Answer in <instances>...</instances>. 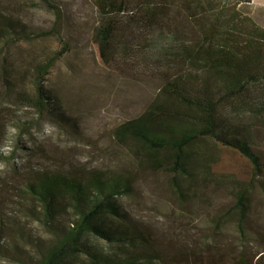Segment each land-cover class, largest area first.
Here are the masks:
<instances>
[{"label": "rangeland", "instance_id": "obj_1", "mask_svg": "<svg viewBox=\"0 0 264 264\" xmlns=\"http://www.w3.org/2000/svg\"><path fill=\"white\" fill-rule=\"evenodd\" d=\"M52 1L62 12L59 22L41 0H0V19L17 20L19 27L9 41L0 40V264L37 263V248L20 244V233L43 246L50 240L27 216L30 204L22 192L33 175L44 173L86 183L96 176L129 179V193L119 204L146 236L154 264H264V113L255 116L242 107L241 119H235L250 125L260 172L255 175L237 150L207 140L203 148L218 181L192 185L179 199L170 174L151 168L135 146L120 145L114 136L120 124L147 110L164 77L102 62L92 40L99 19L92 0ZM238 10L264 29L259 12L247 5ZM55 27L56 34L45 35ZM64 48L46 77L51 105L40 112L27 101L30 72ZM245 95L264 102V81ZM226 178L249 188L248 211L239 227L231 215L233 186ZM71 215L67 211L58 225L68 228L75 220Z\"/></svg>", "mask_w": 264, "mask_h": 264}, {"label": "trees", "instance_id": "obj_2", "mask_svg": "<svg viewBox=\"0 0 264 264\" xmlns=\"http://www.w3.org/2000/svg\"><path fill=\"white\" fill-rule=\"evenodd\" d=\"M92 1L99 14L92 40L102 62H122L165 79L147 110L115 129L117 143L132 144L151 168L170 174L179 199L192 185L218 181L203 148L207 140L237 150L257 175L260 160L251 151L250 125L235 122L242 107L255 116L264 113V102L245 95L264 81V29L238 10L252 0ZM41 2L59 22L60 8L52 0ZM0 24L1 41H9L19 28L17 20L0 19ZM64 49L35 63L30 72L31 94L26 97L40 112L51 105L46 77ZM236 95V102L228 100ZM226 179L233 186L231 215L239 227L248 211L249 188ZM22 190L30 204L27 216L50 238L43 246L19 234L20 244L37 248L36 264H154L146 236L119 204L129 193V179L96 176L86 183L44 173L33 175ZM67 211L75 220L64 228L57 222Z\"/></svg>", "mask_w": 264, "mask_h": 264}, {"label": "crops", "instance_id": "obj_3", "mask_svg": "<svg viewBox=\"0 0 264 264\" xmlns=\"http://www.w3.org/2000/svg\"><path fill=\"white\" fill-rule=\"evenodd\" d=\"M249 6L253 11H257L264 16V0H252Z\"/></svg>", "mask_w": 264, "mask_h": 264}]
</instances>
